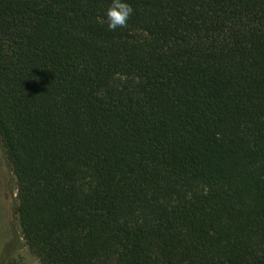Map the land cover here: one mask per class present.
I'll return each mask as SVG.
<instances>
[{"label":"trees","instance_id":"trees-1","mask_svg":"<svg viewBox=\"0 0 264 264\" xmlns=\"http://www.w3.org/2000/svg\"><path fill=\"white\" fill-rule=\"evenodd\" d=\"M0 0V139L40 264H264V0ZM14 264V263H8Z\"/></svg>","mask_w":264,"mask_h":264},{"label":"rangeland","instance_id":"rangeland-1","mask_svg":"<svg viewBox=\"0 0 264 264\" xmlns=\"http://www.w3.org/2000/svg\"><path fill=\"white\" fill-rule=\"evenodd\" d=\"M17 193L16 177L0 139V264H40L20 232Z\"/></svg>","mask_w":264,"mask_h":264},{"label":"clouds","instance_id":"clouds-1","mask_svg":"<svg viewBox=\"0 0 264 264\" xmlns=\"http://www.w3.org/2000/svg\"><path fill=\"white\" fill-rule=\"evenodd\" d=\"M133 11L134 9L127 0H111L105 13L108 29L116 31L118 28L126 27Z\"/></svg>","mask_w":264,"mask_h":264}]
</instances>
